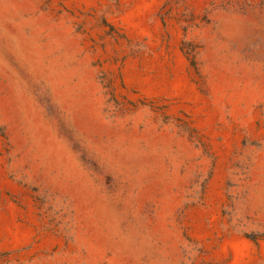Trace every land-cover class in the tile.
Returning <instances> with one entry per match:
<instances>
[{
  "label": "rangeland",
  "instance_id": "rangeland-1",
  "mask_svg": "<svg viewBox=\"0 0 264 264\" xmlns=\"http://www.w3.org/2000/svg\"><path fill=\"white\" fill-rule=\"evenodd\" d=\"M0 264H264V0H0Z\"/></svg>",
  "mask_w": 264,
  "mask_h": 264
}]
</instances>
